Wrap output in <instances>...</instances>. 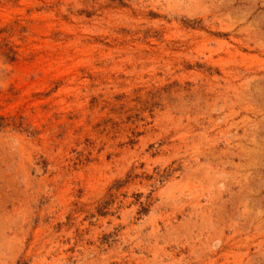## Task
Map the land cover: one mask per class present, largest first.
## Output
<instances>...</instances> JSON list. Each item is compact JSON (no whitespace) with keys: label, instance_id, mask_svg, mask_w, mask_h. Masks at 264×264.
Segmentation results:
<instances>
[{"label":"rangeland","instance_id":"374dc122","mask_svg":"<svg viewBox=\"0 0 264 264\" xmlns=\"http://www.w3.org/2000/svg\"><path fill=\"white\" fill-rule=\"evenodd\" d=\"M0 264H264V0H0Z\"/></svg>","mask_w":264,"mask_h":264}]
</instances>
